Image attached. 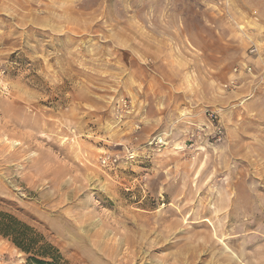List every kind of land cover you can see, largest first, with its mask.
<instances>
[{"label": "rangeland", "instance_id": "obj_1", "mask_svg": "<svg viewBox=\"0 0 264 264\" xmlns=\"http://www.w3.org/2000/svg\"><path fill=\"white\" fill-rule=\"evenodd\" d=\"M0 210L69 264H264V0H0Z\"/></svg>", "mask_w": 264, "mask_h": 264}, {"label": "trees", "instance_id": "obj_2", "mask_svg": "<svg viewBox=\"0 0 264 264\" xmlns=\"http://www.w3.org/2000/svg\"><path fill=\"white\" fill-rule=\"evenodd\" d=\"M0 237L23 255L25 264H69L36 229L2 210Z\"/></svg>", "mask_w": 264, "mask_h": 264}, {"label": "built area", "instance_id": "obj_3", "mask_svg": "<svg viewBox=\"0 0 264 264\" xmlns=\"http://www.w3.org/2000/svg\"><path fill=\"white\" fill-rule=\"evenodd\" d=\"M220 133V132H219ZM107 163H109V162H111L110 160H109V158H107ZM106 161L105 160H103V163H105Z\"/></svg>", "mask_w": 264, "mask_h": 264}, {"label": "bare ground", "instance_id": "obj_4", "mask_svg": "<svg viewBox=\"0 0 264 264\" xmlns=\"http://www.w3.org/2000/svg\"><path fill=\"white\" fill-rule=\"evenodd\" d=\"M216 231V230H215Z\"/></svg>", "mask_w": 264, "mask_h": 264}]
</instances>
